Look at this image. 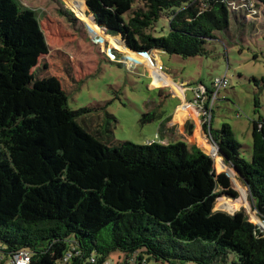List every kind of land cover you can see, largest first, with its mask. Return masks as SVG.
Segmentation results:
<instances>
[{"label":"trees","instance_id":"trees-1","mask_svg":"<svg viewBox=\"0 0 264 264\" xmlns=\"http://www.w3.org/2000/svg\"><path fill=\"white\" fill-rule=\"evenodd\" d=\"M241 1L85 4L105 34L150 59L206 56L230 13L246 21L250 9L231 8ZM250 1L264 17V0ZM163 16L168 23L158 27ZM46 51L35 11L0 0V264L21 252L28 264H102L111 252L135 264H264L262 229L243 211L214 210L237 192L205 149L183 141L104 143L78 122L83 110H70L64 92L31 84V67ZM210 135L264 220V120L253 121L250 160L239 155L228 124Z\"/></svg>","mask_w":264,"mask_h":264},{"label":"rangeland","instance_id":"rangeland-1","mask_svg":"<svg viewBox=\"0 0 264 264\" xmlns=\"http://www.w3.org/2000/svg\"><path fill=\"white\" fill-rule=\"evenodd\" d=\"M85 1L18 0L23 7L35 11L47 47L31 67L33 86L64 92L70 110H83L78 122L99 134L108 145L123 141L145 145L169 139L168 143H193L208 154L205 129L202 127L205 132L200 137L188 125L193 121L196 125L200 118L189 120L184 116V130L175 127L180 138L165 131L163 135L162 125L183 105V98L187 103L192 101V90L200 87V82L211 89L215 78L226 76L228 85L220 90L211 107V131L218 132L228 124L240 144L239 155L250 160L253 121L264 120V17L258 9L245 22L239 13H230L228 29L217 32L216 38L206 43V56L181 58L159 53L161 72L155 55L150 59L148 55L135 57L118 37H110L98 28L90 20ZM248 20L255 23L248 24ZM167 23L163 16L157 25ZM117 55L126 60H119ZM155 71L164 78L160 79ZM188 109L186 104L184 113ZM179 112L177 109L176 114ZM212 160L215 172H226L237 192L234 198H219L214 210L229 214L243 211L248 221L264 233V220L254 210L247 188L219 154ZM3 259L9 264L8 258ZM126 259L125 254L111 252L106 261L117 264Z\"/></svg>","mask_w":264,"mask_h":264},{"label":"built area","instance_id":"built-area-1","mask_svg":"<svg viewBox=\"0 0 264 264\" xmlns=\"http://www.w3.org/2000/svg\"><path fill=\"white\" fill-rule=\"evenodd\" d=\"M253 2L250 0H242L240 3H232L231 8L233 10H240L243 11L244 8L250 9V14L247 17L254 16L257 13V8H253ZM158 71H162L161 63L157 67ZM228 85V80L226 76L221 78H215L212 82V88L206 89L203 85L200 84V87L195 88L192 90L193 92V99L188 103V106L195 108L194 110L197 112L196 116L200 118V125L205 129L208 141L209 152L208 155L212 158L214 155L218 154V146L213 141L210 135V112L212 104L214 103L215 99L218 97L221 89L226 88ZM204 131V132H205ZM29 255L26 252L18 253L14 256L11 264H28L29 262ZM131 259H126L124 263H117V264H128ZM91 264H96L94 259L90 260ZM102 264H111L107 261L103 262ZM140 264H152L147 262L145 259L140 262Z\"/></svg>","mask_w":264,"mask_h":264},{"label":"crops","instance_id":"crops-1","mask_svg":"<svg viewBox=\"0 0 264 264\" xmlns=\"http://www.w3.org/2000/svg\"><path fill=\"white\" fill-rule=\"evenodd\" d=\"M152 55H155L156 57H157V59H158V61H159V63H161V60H160V58H159V55H157V54H152ZM151 55V56H152ZM147 56V55H146ZM146 56H142V58L143 57H146ZM151 56H150V58H151ZM156 72V74H157V72L158 71H155ZM162 72V71H161ZM158 73L157 74V76H159L160 77V79H163L164 78V76L163 75H161L162 73ZM199 84H201V83H199ZM178 95L180 96V99H181V95H180V93L178 92ZM183 98V97H182ZM183 105L182 106H178L175 110H174V113L172 114V115H169V116H167L166 118H165V120H164V124L162 125V133H163V135H165V133H164V131L165 132H167L168 134H170L171 136H174V134L175 135H177L178 133H177V131H176V129H175V127H177L178 128V130H180V131H183L184 130V127H185V125L187 124V122H185V120H184V116H187L188 117V119L189 120H195L196 119V112H195V110H194V108H191L190 106H189V108L190 109H188V111L186 112V113H184V110H185V108H186V104H188L187 102H185L184 101V98H183ZM177 109H179V113L178 114H176V110ZM175 115V116H174ZM198 119V118H197ZM196 119V120H197ZM177 125V126H176ZM189 125V127L190 128H193L194 129V133L196 134V133H198L199 135H200V137H201V134H202V136L204 135L203 133H204V130L202 129V126L200 125V121H198V123L195 125V121H193V122H190V124H188ZM192 129V130H193ZM176 131V132H175ZM179 135V134H178ZM177 135V137H179L180 138V135L178 136ZM204 137V136H203ZM202 137V138H203ZM168 140L169 139H163V143L162 144H166V143H168ZM188 144L189 145H194L193 143L191 144V143H189L188 142ZM220 156V155H219ZM221 159H223L222 157H221Z\"/></svg>","mask_w":264,"mask_h":264},{"label":"water","instance_id":"water-1","mask_svg":"<svg viewBox=\"0 0 264 264\" xmlns=\"http://www.w3.org/2000/svg\"><path fill=\"white\" fill-rule=\"evenodd\" d=\"M232 171L235 173V175H237L238 177H240L239 173L237 171H235L234 168H232Z\"/></svg>","mask_w":264,"mask_h":264}]
</instances>
